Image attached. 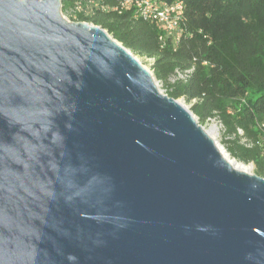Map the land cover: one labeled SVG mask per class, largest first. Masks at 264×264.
<instances>
[{
    "label": "water",
    "instance_id": "water-1",
    "mask_svg": "<svg viewBox=\"0 0 264 264\" xmlns=\"http://www.w3.org/2000/svg\"><path fill=\"white\" fill-rule=\"evenodd\" d=\"M0 264H264V178L104 28L0 0Z\"/></svg>",
    "mask_w": 264,
    "mask_h": 264
},
{
    "label": "trees",
    "instance_id": "trees-1",
    "mask_svg": "<svg viewBox=\"0 0 264 264\" xmlns=\"http://www.w3.org/2000/svg\"><path fill=\"white\" fill-rule=\"evenodd\" d=\"M181 1L185 9L178 37L132 10L114 9L119 0H61V12L72 21L101 26L135 56L151 59L164 93L191 103L199 124L216 116L224 136L242 129L252 145L223 138L226 150L252 163L253 173L264 178V0ZM76 5L81 10L71 12ZM190 68L186 82L171 81L176 71Z\"/></svg>",
    "mask_w": 264,
    "mask_h": 264
},
{
    "label": "built area",
    "instance_id": "built-area-1",
    "mask_svg": "<svg viewBox=\"0 0 264 264\" xmlns=\"http://www.w3.org/2000/svg\"><path fill=\"white\" fill-rule=\"evenodd\" d=\"M114 9L132 10L134 16H138L144 20H148L158 24V26L164 30L166 35L178 37L180 35V32L183 30L182 23L184 19L185 6L184 2L181 0H176L172 3H168L164 0H119L118 8ZM80 10V6L76 5L71 9V12ZM62 16L67 20L72 21L68 16L63 14ZM192 72L193 68H190L185 72L176 71V74L171 77V81L180 79L186 82L190 78ZM210 120H215L217 123L216 129H218V132L220 133L218 136L219 140H222L223 138L233 139L235 137H238L239 143L243 146L250 147L252 145L251 140L244 135L242 129L237 128L236 131L231 135L224 136L225 128L221 120L216 116L207 119V121ZM260 128L263 131L264 135V119L260 123Z\"/></svg>",
    "mask_w": 264,
    "mask_h": 264
},
{
    "label": "rangeland",
    "instance_id": "rangeland-1",
    "mask_svg": "<svg viewBox=\"0 0 264 264\" xmlns=\"http://www.w3.org/2000/svg\"><path fill=\"white\" fill-rule=\"evenodd\" d=\"M66 15V14H63ZM66 17V16H65ZM137 59L142 63L143 66H145L149 71H151L152 73V68H151V63L152 60L148 59V58H144L141 56H136ZM153 74V73H152ZM156 83L158 84V88L160 89V91H162L164 93V87L162 86V83L157 81L155 79ZM178 100H180L182 103H184L188 109L191 111V103L187 102L184 98H178ZM204 129L210 133V135L214 138L215 142L217 143L218 147L222 150V152L226 155V157L230 158L233 161H236L238 163H241L242 165L249 167L250 168V172H253V164L252 163H248V164H244L236 159H234L226 150L225 144L223 143V140H219V132L218 129H216L217 127V123L215 120H210V121H206L203 124Z\"/></svg>",
    "mask_w": 264,
    "mask_h": 264
},
{
    "label": "bare ground",
    "instance_id": "bare-ground-1",
    "mask_svg": "<svg viewBox=\"0 0 264 264\" xmlns=\"http://www.w3.org/2000/svg\"><path fill=\"white\" fill-rule=\"evenodd\" d=\"M224 154V153H223ZM224 156L226 157V155L224 154ZM235 167H237L238 169H242V170H246L248 172H250V168L246 167L244 165H242L241 163H238L236 161L231 160L230 158L226 157Z\"/></svg>",
    "mask_w": 264,
    "mask_h": 264
}]
</instances>
